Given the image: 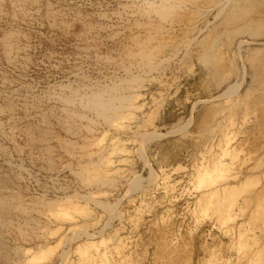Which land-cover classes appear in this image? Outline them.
Here are the masks:
<instances>
[{"label": "rangeland", "instance_id": "rangeland-1", "mask_svg": "<svg viewBox=\"0 0 264 264\" xmlns=\"http://www.w3.org/2000/svg\"><path fill=\"white\" fill-rule=\"evenodd\" d=\"M161 1L0 0V264H264V0Z\"/></svg>", "mask_w": 264, "mask_h": 264}, {"label": "bare ground", "instance_id": "bare-ground-1", "mask_svg": "<svg viewBox=\"0 0 264 264\" xmlns=\"http://www.w3.org/2000/svg\"><path fill=\"white\" fill-rule=\"evenodd\" d=\"M162 2V1H161ZM170 2V0H163V2L162 3H164L163 4V8L164 7H167ZM168 4V5H167ZM172 4V3H171ZM167 5V6H166ZM158 8V7H157ZM161 8V7H160ZM165 10H166V8H165ZM162 11V10H161ZM167 11V10H166ZM168 12V11H167ZM165 13V12H164ZM166 14V13H165ZM146 55V54H145ZM147 57V56H146ZM148 57H149V55H148ZM116 98V97H115ZM115 98H114V96H112V97H109L108 99H106V98H104L103 97V94H102V92H96V93H93L89 98H88V102H87V104H88V107H90V108H92V109H94L97 113H99L100 115H102L103 117H105L107 120H109V121H111L112 119H113V115L117 112V110H119L118 108H121L122 109V106L124 107V105H125V103H127V99L128 98H118V99H120V100H116L117 102H119L120 101V105L119 106H117L116 105V103H115ZM117 99V98H116ZM129 102V101H128ZM129 104V103H128ZM127 104V105H128ZM126 105V106H127ZM121 106V107H120ZM125 106V107H126ZM124 107V108H125ZM95 112V113H96ZM117 114H118V112H117ZM116 116V115H115ZM114 116V117H115ZM228 149V148H227ZM226 149V151L228 152L229 150H227ZM225 151V150H224ZM225 151V152H226ZM231 151V150H230ZM225 152H223V153H225ZM226 152V153H227ZM226 156V155H225ZM218 159V158H217ZM233 159V158H232ZM220 160H222V159H220ZM92 162V161H91ZM226 162V161H225ZM215 163V162H214ZM94 164V163H93ZM107 164H109L108 162H107ZM216 164V163H215ZM229 167V166H228ZM226 168H227V164H225V163H223V162H220L219 161V163L218 164H216L215 166H214V170L215 171H217V172H219V175H221L222 174V172L223 171H225L226 170ZM98 170V166L97 165H86V166H84L83 168H82V172H84V173H86V178H91V174L93 173L94 174V172H96ZM213 170V171H214ZM204 172H206V173H204ZM204 172L203 173H201V175H200V181H202V182H204L205 180H206V178L208 177V171H206V169H204ZM215 174V173H214ZM217 175V174H216ZM224 175V174H223ZM94 176V175H93ZM211 176V175H210ZM213 176V175H212ZM214 177H215V175H214ZM213 177V178H214ZM212 178V179H213ZM207 179H209V177L207 178ZM211 179V180H212ZM210 180V179H209ZM208 180V181H209ZM210 180V181H211ZM207 181V180H206ZM202 184H204V183H202ZM73 207V206H72ZM75 207H76V205H75ZM74 207V208H75ZM65 209L66 210H64V209H58V212H64V213H67L68 211H67V208L65 207ZM56 214V213H55ZM98 246V245H97ZM94 251H97L96 253H93V254H91V253H88V252H86V250L82 253V261H84V262H91V260L93 261V259H95L96 257H100L101 259L102 258H105V253H100L99 251H98V249L97 250H94ZM100 258H97V260L98 259H100ZM81 261V262H82ZM94 261H96V260H94ZM93 263H95V262H93ZM82 264H84V263H82ZM86 264V263H85ZM88 264H90V263H88ZM97 264V263H96Z\"/></svg>", "mask_w": 264, "mask_h": 264}]
</instances>
